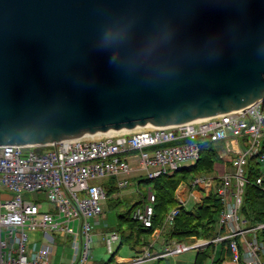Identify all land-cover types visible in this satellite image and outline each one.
<instances>
[{
    "label": "water",
    "instance_id": "obj_1",
    "mask_svg": "<svg viewBox=\"0 0 264 264\" xmlns=\"http://www.w3.org/2000/svg\"><path fill=\"white\" fill-rule=\"evenodd\" d=\"M264 101V0H0V145Z\"/></svg>",
    "mask_w": 264,
    "mask_h": 264
},
{
    "label": "built area",
    "instance_id": "obj_2",
    "mask_svg": "<svg viewBox=\"0 0 264 264\" xmlns=\"http://www.w3.org/2000/svg\"><path fill=\"white\" fill-rule=\"evenodd\" d=\"M263 107L264 101L258 100L176 125L124 129L43 146L0 145V187L13 193L0 195V264H53L55 233L71 239L67 264H88L92 256L91 230L105 217L102 202L108 197V189L117 188L111 194L116 198L130 184L137 186L141 175L153 179L190 166L199 158L200 143L206 140L219 145L218 158L229 165L220 175L203 173L180 184L177 206L167 211L159 229L169 228L179 207L186 205L178 189H202L206 195L218 180L217 234L210 240L195 236L184 241L170 239L163 251L154 255L151 245H146L140 254L111 264H140L190 249L200 250L209 243L215 247L224 243L234 263L264 264V240L260 235L264 222L250 224L241 213L251 158L259 167L255 184L264 189ZM24 147L34 150L23 152ZM36 147L41 149L37 151ZM111 178L113 181L104 186L102 182ZM23 191L44 192L50 207L44 209L38 200L23 199ZM154 200L148 186L144 201L132 211V218L145 228L152 224ZM35 231L41 233L38 248L35 243L28 245L29 232ZM103 239L106 251L112 254V243L119 240V234L107 231Z\"/></svg>",
    "mask_w": 264,
    "mask_h": 264
},
{
    "label": "trees",
    "instance_id": "obj_3",
    "mask_svg": "<svg viewBox=\"0 0 264 264\" xmlns=\"http://www.w3.org/2000/svg\"><path fill=\"white\" fill-rule=\"evenodd\" d=\"M264 110V107H263ZM41 147H36L39 151ZM261 150L264 151V137L261 143ZM219 145L211 141H202L200 143V155L196 162L190 166L182 167L171 174H162L153 179L139 178L137 186L141 182L151 184L154 193V205L152 224L145 228L139 222L132 218V211L141 205L145 195L141 200L136 201L131 206H126L124 201L115 198L111 204L106 203V208L114 210L116 224L108 231H115L119 234V240L115 251L103 264H111L114 260L116 251L126 244L130 248L139 250L141 246L148 244V238L155 229L162 228L165 214L171 208L177 206L176 190L182 183L189 182L192 178L203 173H213L216 176L223 172L227 167V160L218 158ZM259 167L255 159L251 158L247 164L246 178L244 186L243 203L241 213L246 217L250 224L264 222V189L255 184ZM218 180L208 192L202 196L201 201L186 209L185 206L179 207V213L175 216L172 224L167 230L170 239L184 241L190 237L201 239H212L217 234L216 221L220 212V203L216 195ZM117 188L111 186L107 191V196H111ZM113 199V198H111ZM264 240V229L260 232ZM214 250L212 243L196 252L193 264H204L210 260ZM220 257H216L211 264H221Z\"/></svg>",
    "mask_w": 264,
    "mask_h": 264
},
{
    "label": "rangeland",
    "instance_id": "obj_4",
    "mask_svg": "<svg viewBox=\"0 0 264 264\" xmlns=\"http://www.w3.org/2000/svg\"><path fill=\"white\" fill-rule=\"evenodd\" d=\"M28 150H34L33 147H24L23 148V152H26ZM140 178L144 179L145 176L141 175ZM111 181H113V178L109 179V180H104L102 183L104 184V186L108 185ZM148 186L151 187V184L145 183V182H141L139 186H133L132 184H130L127 188L123 189L120 192L119 195V200L124 201V203L126 204V206H131L133 203H135L138 200H141L142 197L145 195L146 190L148 188ZM136 189H138V191H136ZM5 193H9V194H13L11 191L7 190L4 187H0V195L1 194H5ZM22 197L23 199L26 200H31V201H37L42 205V207L44 209L50 207V203L47 200V198L45 197V193L44 192H35V193H31V192H26L23 191L22 192ZM113 198L112 195L108 196L106 198V200L104 202H102V206L104 208V212H105V217L102 219H100V221L96 224L93 225V228L91 230V241H92V250H91V259L94 262V264H103L104 262L107 261V259L110 256V253H108L106 251V247H105V242L103 239V235L111 228L114 227L116 224V217L114 214V210H109L106 208V203L111 204L113 201H116L115 198ZM192 203H187V208H191ZM168 228H165L163 231H166ZM163 240V237L161 236L160 239H158V242H154L155 244V248H159L160 245L158 244L160 241ZM40 241H41V233L38 231L35 232H29V240H28V245H32L33 243H35V246L38 248L40 246ZM187 244H190V241H186ZM118 241H115L114 243H112V248H113V252L115 251L116 247H117ZM69 246V241L66 243V247ZM130 247L126 244L122 245L120 249H118L116 251V254L119 256H129L131 255L133 252L132 250L129 249ZM71 253V247L69 248H65V250H63L62 247V243L61 241H59V247L58 250L56 252V255L54 256V264H59L60 259L66 255L65 260H68V256ZM196 253V249H190L182 254L179 255H172V256H167V257H163L159 260H151V261H144L142 264H174V259H181V264L182 263H187L188 262L190 264H192L193 261V257L194 254ZM148 261V262H147ZM209 260L205 261L204 264H209Z\"/></svg>",
    "mask_w": 264,
    "mask_h": 264
},
{
    "label": "crops",
    "instance_id": "obj_5",
    "mask_svg": "<svg viewBox=\"0 0 264 264\" xmlns=\"http://www.w3.org/2000/svg\"><path fill=\"white\" fill-rule=\"evenodd\" d=\"M227 165H229V162L227 163ZM177 192H178L179 195L183 196L186 199V205L185 206H187V203L188 202L189 203H192V205H194L196 203H199L201 201V197L204 196L203 195L204 191L202 189L199 190V189L196 188V189L191 190V189H188L185 186H182L180 189H178ZM193 196L196 199H199V200L194 199ZM186 209H188V208L186 207ZM167 230L166 231H163L162 229H159L158 228V229H156V231L152 235L149 236V238H148V244L147 245H151L150 251H151L152 255H154L156 253H161L163 251V249L165 248V246L168 244V242H169V236L167 234ZM161 236L163 237V240L158 243L160 245V247L157 249V248H155V244L156 243H154V242H158L157 240L160 239ZM54 239H55L54 254L52 256V263L53 264H54V256L56 255V252H57L58 247H59V241H61V243H62L63 250H65V248H68V247L70 248V243H71L70 237H68V236L62 237V236H59V235L57 236L56 233L54 235ZM68 241H69V246L66 247V243ZM144 246H146V245H144ZM144 246H141V248L138 251L135 250V249L129 248L133 252L129 256H119V255L115 254L114 260H113L112 263H114L115 261H126L128 258L140 254L142 252V249L144 248ZM197 251L198 250L196 249V252ZM182 253H184V252H182ZM182 253H180V254H182ZM70 254L68 256V260H65L66 255L63 256L60 259L59 264H67L68 261H69V258H70ZM177 255H179V254H177ZM195 256H196V253L194 254L192 264L194 263ZM212 257H213V259H215L216 257H220L221 260H222V263L221 264H238V263H234L231 260V252L225 246L224 243L223 244H220V245H218L216 247L214 246V250H213V253H212ZM212 257L209 260L210 261L209 264H211V261L213 260ZM159 259H161V258H159ZM159 259H156V260H159ZM151 260H154V259H149L148 261H151ZM173 261H174V264H181V259L180 258L179 259H174ZM142 263H140V264H142ZM88 264H94V262L92 261V259L89 261ZM182 264H185V263H182ZM188 264H190V263L188 262Z\"/></svg>",
    "mask_w": 264,
    "mask_h": 264
},
{
    "label": "bare ground",
    "instance_id": "obj_6",
    "mask_svg": "<svg viewBox=\"0 0 264 264\" xmlns=\"http://www.w3.org/2000/svg\"><path fill=\"white\" fill-rule=\"evenodd\" d=\"M223 113V112H222ZM219 114H221V113H219ZM218 115V114H217ZM124 129H126V128H122V129H119V130H108V131H106V132H104L105 134H109V133H113V132H119V131H122V130H124ZM100 134H102V133H96V134H93V135H86V136H91V137H94L95 135H100Z\"/></svg>",
    "mask_w": 264,
    "mask_h": 264
}]
</instances>
